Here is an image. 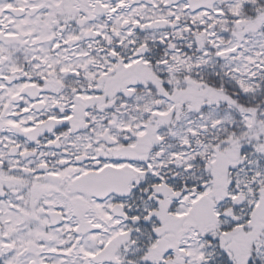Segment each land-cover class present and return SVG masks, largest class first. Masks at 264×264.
I'll list each match as a JSON object with an SVG mask.
<instances>
[{
    "label": "snow or ice",
    "instance_id": "snow-or-ice-1",
    "mask_svg": "<svg viewBox=\"0 0 264 264\" xmlns=\"http://www.w3.org/2000/svg\"><path fill=\"white\" fill-rule=\"evenodd\" d=\"M0 264H264V0H0Z\"/></svg>",
    "mask_w": 264,
    "mask_h": 264
}]
</instances>
